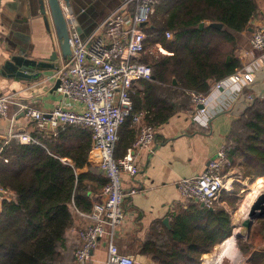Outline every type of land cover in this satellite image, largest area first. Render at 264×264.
Listing matches in <instances>:
<instances>
[{"label":"trees","instance_id":"16d2710c","mask_svg":"<svg viewBox=\"0 0 264 264\" xmlns=\"http://www.w3.org/2000/svg\"><path fill=\"white\" fill-rule=\"evenodd\" d=\"M257 16V0H158L146 29L147 42L159 44L167 54L151 60L150 79L140 82L141 89L131 94L133 110L144 113L143 122L159 126L187 107L190 94L207 96L212 83L240 70L235 52L243 47L250 19ZM166 32L171 34L169 40ZM240 122L245 133L235 146L229 143L231 160L242 159L244 178H262L264 100L257 101L237 125ZM118 134L115 157L121 158L136 136L129 121ZM34 136L41 145L12 141L0 153V188L12 194L10 201L0 205V264H59V248L73 223L72 210L87 213L92 207L88 194L93 188L87 182L101 187L107 183L88 172L77 174L85 166L90 169L91 135L86 130L67 127L56 137ZM223 197L220 202L233 210L236 204L229 202L231 197L226 193ZM258 223L260 231L251 228L247 251L264 238V219ZM231 232L230 215L222 208L192 203L172 216L162 243L145 241L141 254L158 264H201V257ZM249 264H264V260L252 257Z\"/></svg>","mask_w":264,"mask_h":264},{"label":"built area","instance_id":"2783aa9c","mask_svg":"<svg viewBox=\"0 0 264 264\" xmlns=\"http://www.w3.org/2000/svg\"><path fill=\"white\" fill-rule=\"evenodd\" d=\"M155 5V0H124L86 38L79 35L71 17L68 18L69 56L54 75L58 83L56 93L62 101L50 111H41L13 94H0V116L7 117L11 106L16 109L10 114L0 153L12 141L41 145L34 135L18 130L16 121L20 115L38 134L56 137L60 130L75 127L91 135L89 154L97 160L107 183L102 198L92 204L90 211L78 213L88 224L77 233L78 246L73 253L75 264H87L92 252L102 242L106 243V264H136L135 257L119 252L114 238L116 230L126 223L125 200L136 193L135 189H123L122 175L136 177L138 169L134 153L149 149L156 135L155 129L143 122L144 113L133 110L131 100L137 83L151 77V68L141 62V55L145 52L146 29ZM248 25L251 29L249 50L240 51L235 57L241 63L248 55H257L244 71H236L224 81L214 83V91L224 90L226 83L248 84L254 72L264 65V20L252 17ZM165 37L169 40L171 34L166 32ZM190 100L197 109L203 106L196 110L197 113H206V97L190 94ZM126 121L136 129L137 137L126 154L116 158L118 131ZM232 148L229 144L221 146L201 174L176 182L177 191L185 203L212 208L224 190L229 194V187L236 180L230 173ZM8 195L11 193L0 188L1 198Z\"/></svg>","mask_w":264,"mask_h":264},{"label":"crops","instance_id":"0c3cea01","mask_svg":"<svg viewBox=\"0 0 264 264\" xmlns=\"http://www.w3.org/2000/svg\"><path fill=\"white\" fill-rule=\"evenodd\" d=\"M70 1L77 20V32L82 38H86L124 0ZM257 8L259 16L254 18L264 20V0H257ZM46 13L47 24L39 13L37 0H0V94H13L20 101L44 112L50 111L62 101L61 96L56 93L57 81L54 75L65 60L61 57L55 29L48 12ZM244 50H249V42ZM54 52L57 56L52 63L53 69L26 64V61L47 63ZM256 55L257 53L254 56L248 55L243 64L239 62L241 69L238 71H244L246 65ZM13 59H20L22 66L13 62ZM139 83L134 90L141 89ZM213 85L214 83L206 96L205 114L197 113V107H194L189 98L187 107L174 114L168 121L153 126L156 135L149 149L135 151L134 162L138 169L136 177L122 175L123 189L125 191L135 189L136 193L125 200L126 223L121 229L116 230L114 242L121 254L135 257L136 264H158L150 255L141 254L144 250L142 244L147 240L162 243L172 216L192 204L185 203L181 198L176 182L181 178L201 174L217 150L230 143L234 128L241 118L231 117L223 112L229 109L242 86L226 83L224 90L214 91ZM15 110V107L11 106L7 117L0 116V146L9 128L10 114ZM16 127L21 132L35 134L30 123L22 115L17 118ZM134 131L137 137L135 128ZM88 163L90 169L85 166L77 174L88 172L91 176H98L106 181L93 155L88 154ZM89 184L92 185L93 193H89L88 196L94 203L102 198L104 187L94 181L87 182V186ZM200 207L205 208L201 205ZM217 207L230 215L232 234L237 224L233 219L234 211L232 212L225 202L217 204ZM72 214V226L65 233L63 246L59 248L61 257L59 264H75L73 253L78 246L77 233L88 224V221L74 210ZM166 219L168 227L163 223ZM223 242L214 247L209 254H204L201 257V264L204 262L220 264ZM263 246L264 239L257 248L247 252L248 260L252 257L264 260V250H261ZM106 260V243L102 242L92 252L87 264H106Z\"/></svg>","mask_w":264,"mask_h":264},{"label":"water","instance_id":"95a60500","mask_svg":"<svg viewBox=\"0 0 264 264\" xmlns=\"http://www.w3.org/2000/svg\"><path fill=\"white\" fill-rule=\"evenodd\" d=\"M37 4L39 6V13L43 18L45 24H47V13L49 15V19L51 24L53 25L56 33V38L58 41V48L63 59H66L69 56V46H68V30L67 23L69 22V17L72 19V23L76 27V19L75 14L72 10V4L70 0H37ZM214 28H220L221 24H211ZM199 27H203L201 23ZM56 52H54L51 57L48 59L47 63L39 61L36 63H28L26 64H34L37 68L47 67L54 68L52 63L56 59ZM13 62H17L22 66V61L20 59H13ZM173 84L176 82L173 80ZM58 83H56V87ZM264 100V65L256 70L253 74L252 80L242 86V88L238 91L228 110L223 112L231 117H242L249 109H251L257 101ZM203 106H198V109H202ZM102 173V171H101ZM201 206H203L201 204ZM264 219V192L258 194L254 201L248 208L247 215L243 219L241 224V229L238 235V238L245 234V239H248L251 228L254 225V222L258 220ZM163 223L167 225V219L163 221ZM235 229V227H234ZM233 233L231 234V236ZM230 236V237H231ZM261 250H264V246L261 247Z\"/></svg>","mask_w":264,"mask_h":264},{"label":"rangeland","instance_id":"374dc122","mask_svg":"<svg viewBox=\"0 0 264 264\" xmlns=\"http://www.w3.org/2000/svg\"><path fill=\"white\" fill-rule=\"evenodd\" d=\"M155 1H156V5H157L158 0H155ZM156 5H155V7H156ZM249 39H250V36L246 34L244 36V41H243V45H242L243 47H241L239 50L245 51L244 50L245 49V45L249 42ZM161 51L164 52V53H162ZM239 52L240 51H236V55ZM165 54H167L166 50H164L159 44H151V43L146 42L145 43V52L141 55V62H143V63L146 62V64L148 63V65H149V63H151L152 59H156L159 56L165 55ZM144 60H146V61H144ZM241 64H243V61L241 62ZM136 87H138V86H136ZM203 97H206V96H203ZM242 124H243V122H240V124H238L234 128V131H233V133L231 135L230 143L233 146L236 145V140H238L239 138L243 137V135L245 133L243 131ZM224 145H227V144H224ZM232 159H233L232 164H231V168L232 169H231L230 173H231L232 177L234 179H236V180L233 183V185H231L229 187V190H228L227 193H229L228 196H230L231 197L230 199H232L229 202L234 201V203L236 204L235 208L233 210H231V211L232 212L234 211V213H232V214H234L233 215V219H235L234 221L236 223L238 222V224H239V223H241L243 221V220L241 221V219H240V214H239L240 212L239 211H241L243 206H245V205H249L250 206L251 205V203L255 199V198L252 199L254 193H256L257 191H259L258 194L264 192V177L259 178V179L263 180V182H262V187L263 188L261 187V189H257L258 188V184H257V180L258 179L250 180L249 178H244L243 177V172L244 171H243V169H242V167L240 165L242 159L239 156H233ZM254 187H255V189H254ZM224 191L220 194V196H219L220 198H219L217 204L222 203L220 201H221L222 198H224L223 197V194H225ZM6 198L9 199V201H10L11 198H12V194L8 195L7 197H2V198L0 197V205H1L2 200L3 201L7 200ZM4 199H6V200H4ZM217 204H215V205H217ZM249 206H248V208H249ZM252 228L255 230V232H258V230L260 231V229H259L260 228V224L258 223V221L254 222V225H253ZM236 245H237L236 248H237L238 254L240 256V259L242 260V263L243 264H249L250 260H248L249 259V255L247 254V252H250V251L246 250L247 247H248V239H245V234H243L242 236H240L239 238L236 239ZM223 264H225V263H223Z\"/></svg>","mask_w":264,"mask_h":264},{"label":"bare ground","instance_id":"6f19581e","mask_svg":"<svg viewBox=\"0 0 264 264\" xmlns=\"http://www.w3.org/2000/svg\"><path fill=\"white\" fill-rule=\"evenodd\" d=\"M262 182H263L262 179H258L257 180V184H258V188L257 189H261ZM254 189H255V187H254ZM258 193H259V191H257L256 193H254L252 199L255 198ZM248 206L249 205L243 206V208L241 209V211H239L240 212L239 214H240L241 221L247 215ZM240 229H241V224L240 223L238 224V222H237V224L235 226V229L233 230L234 231L233 232V235L231 237H229L228 240H226V241L223 242L224 244L222 245V248H221L222 249L221 258H219L220 264H223V263H225V264H243L242 263V260L240 259L239 254H238L237 248H236V246H237L236 245V239L238 238ZM204 264H208V262H206V263L204 262Z\"/></svg>","mask_w":264,"mask_h":264}]
</instances>
